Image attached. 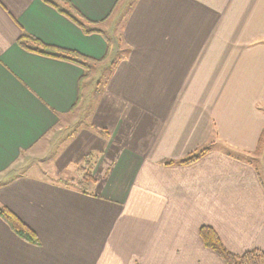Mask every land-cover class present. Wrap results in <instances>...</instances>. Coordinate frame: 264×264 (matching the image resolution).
I'll list each match as a JSON object with an SVG mask.
<instances>
[{
    "label": "crops",
    "instance_id": "crops-1",
    "mask_svg": "<svg viewBox=\"0 0 264 264\" xmlns=\"http://www.w3.org/2000/svg\"><path fill=\"white\" fill-rule=\"evenodd\" d=\"M67 1L107 38L118 20L119 52L43 0H0V207L37 239L0 218V264H225L204 227L234 255L264 252V178L247 158L262 152L264 0ZM24 33L108 71L46 168L39 144L80 107L84 71L25 51Z\"/></svg>",
    "mask_w": 264,
    "mask_h": 264
},
{
    "label": "trees",
    "instance_id": "trees-1",
    "mask_svg": "<svg viewBox=\"0 0 264 264\" xmlns=\"http://www.w3.org/2000/svg\"><path fill=\"white\" fill-rule=\"evenodd\" d=\"M45 3L54 7L59 13L64 15L68 18L71 22L77 25L81 31L85 35H92V34H100L107 40L108 45L110 46V40L106 37V34L98 28L97 25L94 24L87 19H85L67 0H43ZM18 45L24 49L25 51L39 54L42 56L54 58L57 60H61L75 66H78L84 71V76L80 81V94H79V101L83 99V87L87 80L90 77V69L92 68L91 64L98 63V61L93 60L89 57H86L78 52L57 48V47H50L44 45L39 40L30 36L28 34H22L21 38L18 41ZM78 106V105H77ZM264 146V133L260 140L259 144V152L263 150ZM209 149H202L197 154L192 155L188 159L181 161V164H192L198 161L201 157H203ZM86 163L92 161V156H88L85 159ZM85 180L94 181L92 175L90 173L85 175ZM82 184V182L80 183ZM0 218L11 228L13 232H15L19 237L22 239L36 243L37 239L35 234L25 225L23 224L20 219L9 211L6 207H0ZM201 238L206 245L207 248L216 252L225 262V264H264V252L261 250H253L249 251L241 256L234 255L227 251V249L223 246L220 239L216 235V233L207 227L201 229L200 232Z\"/></svg>",
    "mask_w": 264,
    "mask_h": 264
},
{
    "label": "rangeland",
    "instance_id": "rangeland-1",
    "mask_svg": "<svg viewBox=\"0 0 264 264\" xmlns=\"http://www.w3.org/2000/svg\"><path fill=\"white\" fill-rule=\"evenodd\" d=\"M128 3H132V0H126ZM126 13V12H125ZM111 21L115 22L112 26V34L109 38L110 40V46L112 47L111 51L119 52V47H122L121 40L119 38V31H120V23L118 20L112 18ZM111 22V23H112ZM100 30L106 31V25H97ZM106 34V37H108L107 31L104 32ZM92 68L89 72L90 77L85 83L83 87V101L77 110L73 112L72 114H69L63 119V122L61 124V135H58L57 137L50 138L48 140V144L45 145L47 142V139L43 141L41 144H39V147L44 149L46 147V154H44V160L38 161L39 167H50L52 161L56 156L60 153L59 149L61 146L77 132L86 127L90 123V112L92 108L94 109L95 106L99 103L98 97L105 89V84L108 79V71H105L106 68L104 64L93 63L91 64ZM44 145V146H43ZM38 147V148H39ZM43 152V151H42ZM38 153V152H37ZM40 153V152H39ZM42 157V156H39ZM247 157V156H246ZM248 159H251L253 164L257 167V169L260 171L261 175L264 178V148L262 152L257 153V156L247 157ZM94 162V161H93ZM94 163L90 165H84L83 168L86 169L90 175L91 172L95 170ZM94 175V174H93ZM82 177V175H80Z\"/></svg>",
    "mask_w": 264,
    "mask_h": 264
}]
</instances>
